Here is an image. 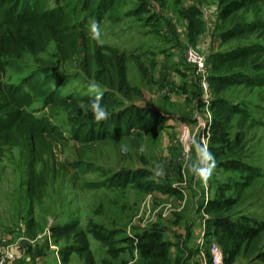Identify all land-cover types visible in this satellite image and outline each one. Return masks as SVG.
Instances as JSON below:
<instances>
[{
	"label": "rangeland",
	"instance_id": "374dc122",
	"mask_svg": "<svg viewBox=\"0 0 264 264\" xmlns=\"http://www.w3.org/2000/svg\"><path fill=\"white\" fill-rule=\"evenodd\" d=\"M107 1L91 0L93 13L88 17L85 30L92 44L116 47L125 52L129 49L128 53L132 57L127 64L128 81L142 94L134 95L130 100L135 105L147 106L157 111L162 121L155 124L151 129L153 131L147 132L148 134L141 132L138 135L133 132L129 136H123L120 130L115 140L82 141L89 128L93 129L97 125H102L105 119L97 120L91 109H88L84 113L86 117L80 119L79 125L74 127L70 120L72 114L69 111L51 108L43 103V99L35 100L29 111L35 117H47L61 133L62 138H57L58 141L54 142L51 153L44 155L36 165L37 173L44 176L46 184L41 198L31 199L28 195L27 158L20 148H5L0 159V247L17 245L22 249L25 258L19 259L22 260L21 264H83L77 255H72L69 262L65 261L64 255L70 254L74 243L56 239L55 230L75 219L81 221V229L84 230L88 224L103 214L104 205H110L112 202H115V205L118 204V199L114 198L118 196L116 192L118 187L115 188V186L119 182L122 184L123 178L129 180L132 176H136L135 182L148 179L149 172L145 168V162L149 158L152 162L157 160V149L163 144L162 132L178 126V118L173 114L175 111H172V106L165 104L166 100L154 93L153 53L141 47L142 44L138 39L142 34L154 32L153 28L159 23L155 15L149 11L154 9L152 4L160 1L161 6L173 10L176 2L173 0H111L108 7ZM228 1L243 2L248 5L247 10L238 13L234 19L242 17L244 23L252 20L264 21V0ZM60 4L61 1L53 0L47 5L48 9H52ZM98 5L101 6L100 9L96 8ZM97 16L101 17L98 21L101 35L94 39L89 33V26ZM84 17L85 14H79L75 20L81 22ZM210 24L211 22L205 23L207 30ZM215 26V34L222 28H228L227 23L222 24L218 21ZM248 42L264 44V38L234 39L225 45L220 44L219 49L229 50ZM137 47L139 49H134ZM203 56L206 59L209 57V55ZM14 63L5 76V80L13 85H18L24 78L37 72L40 80L44 82V87L57 91L61 97L85 98L104 92L101 84L84 75L82 55L72 60L62 61L54 43H50L44 53L34 57L26 54ZM139 65L147 70V77L142 75ZM196 78L197 81H201L199 73ZM93 82L97 84L95 93L89 87ZM205 91L200 87L199 93H202V97ZM114 95L124 104L129 101L121 94L114 93ZM219 97L238 104L242 110L241 115L235 118L231 129L228 130V141L239 139L241 150H238L236 154L237 163L230 164L236 171L221 173L219 170L217 175L210 176L217 180L233 182V184L244 183L248 182L246 178L250 173H238L236 168L242 165L256 168L260 173L259 177L252 179L235 210L233 219L243 215L257 222H264V89L236 86L224 91ZM210 99L208 95L207 100L210 101ZM206 111L200 106L198 120L184 122L194 124L198 129H202L199 123L207 125L209 122V126L212 119L211 111L209 121L205 117ZM108 112L117 115L118 120L121 109H110ZM79 127L82 131L75 136ZM197 134L198 142H201L203 133L198 130ZM206 144L209 145V140ZM93 212L98 214L95 213L94 217ZM114 232L113 242L109 247L88 236L97 264H132V262L134 264V259L139 256L134 241L121 230L116 229ZM259 248L261 252H264V235ZM108 249L117 250L119 258L114 260ZM27 256H30L29 259H26ZM237 264H248V261L238 258ZM256 264L263 263L259 261Z\"/></svg>",
	"mask_w": 264,
	"mask_h": 264
},
{
	"label": "trees",
	"instance_id": "16d2710c",
	"mask_svg": "<svg viewBox=\"0 0 264 264\" xmlns=\"http://www.w3.org/2000/svg\"><path fill=\"white\" fill-rule=\"evenodd\" d=\"M53 0H0V159L5 148H20L27 158L28 195L31 199L41 198L45 189V178L37 173L36 165L44 155L51 153L54 142L62 138L61 133L52 125L47 117H35L29 108L36 99L51 108H62L72 114L70 120L74 127L84 119L85 111L90 110L94 96L85 98L61 97L57 91L44 87L37 72L32 73L18 85L5 80L8 69L14 61L26 54L38 56L46 51L50 43H54L62 61L72 60L82 55V71L88 78H93L104 88L101 103L108 110L121 109L117 115L109 114L102 125L90 129L82 141L115 140L121 130L123 136L133 132L140 135L148 132L162 121L160 114L147 106L135 105L131 102L134 95H142L140 90L130 85L127 77V64L131 55L116 47L92 44L85 30L88 17L93 13L91 0H59L61 4L48 9ZM179 2L180 0H174ZM106 2V1H105ZM110 7L111 0H108ZM81 3V7L79 4ZM250 5H255L250 3ZM100 5L96 8L100 9ZM217 21L227 23L217 33L222 45L234 39L247 40L251 37L264 38V21L245 22L237 14L246 11L248 5L243 2L219 0ZM92 10V11H91ZM79 14H85L83 21H76ZM180 14L188 20L187 35L194 44L204 32L199 9L182 8ZM100 16L95 18L99 21ZM194 46V45H192ZM208 89L213 94L210 102L211 122L209 125L210 151L215 159V171L221 173L236 171L230 164L237 163V151L241 150L239 139L229 140L228 133L236 117L242 110L238 104L220 98V94L236 86L264 89V44L248 42L229 50H219L208 57ZM142 75L147 70L139 65ZM114 93L121 94L127 100L124 104ZM82 129L76 131L75 136ZM111 135V136H109ZM238 173H250L248 182L234 183L214 180L210 188L213 190L202 208L207 221L205 230L211 231L220 245L226 263L231 264L242 257L248 264L261 261L264 264V252L260 251V242L264 235V222H257L246 216L235 220V210L250 186L252 179L259 177L256 168L240 166ZM132 176L131 181H135ZM128 178H123L124 183ZM144 190H152L155 185L147 182ZM115 234L95 223L81 229L79 220H72L55 230V238L74 243L70 254L64 255L69 260L75 253L83 264H96L88 236L94 241L110 246ZM170 244L163 242L157 232L144 233L137 237V253L134 264H183L180 260L171 262L168 258ZM114 260L119 257L117 250L108 249Z\"/></svg>",
	"mask_w": 264,
	"mask_h": 264
},
{
	"label": "crops",
	"instance_id": "0c3cea01",
	"mask_svg": "<svg viewBox=\"0 0 264 264\" xmlns=\"http://www.w3.org/2000/svg\"><path fill=\"white\" fill-rule=\"evenodd\" d=\"M201 4H204L212 14L211 26L208 30L204 26V32L192 44L187 35L188 20L180 14V9L189 7L199 9ZM151 6L154 9H148L159 23L153 28L154 32L142 34L138 39L142 44L141 47L153 53L154 93L159 98H164L165 104L172 106V111H175L173 114L178 118V126L162 132L163 144L157 149V160L152 162L149 158L145 162L149 178L141 182H133L131 179L122 184L119 182L115 186L118 187L116 190L118 196L114 197L118 199V204L112 202L110 205H104L103 214L92 223L108 231L121 230L127 237V228L130 227L135 238V241L131 239L135 243V248L138 236L157 232L163 242L170 244L168 258L171 262L180 260L183 264H211L208 253L199 248L197 240L204 235L206 242H217L214 234L205 230L207 218L202 211L207 200L213 196L210 182L212 184L214 177L209 175L205 178L203 174L197 177L192 172V165L199 158L198 152L208 151L206 141L209 140V126L208 130L198 129L194 124H187L184 121L198 120L200 106L201 109L207 110L205 117L209 121L213 94L210 90L203 92V97L202 93H199L201 84L197 81L194 68L185 62V49L188 45H194L203 55L209 57L220 50L221 41L215 34L218 0H180L173 5V10L161 6L160 1ZM134 49L137 50L139 47ZM126 52L128 53L129 49ZM208 95L211 97L210 101L207 100ZM198 130L203 133L201 142H198ZM205 133L208 136L205 137ZM187 137L191 141L189 145L186 143ZM203 161L200 166L207 167L206 155L203 156ZM161 169L162 171L157 175V171ZM212 171L211 174L217 175L214 168ZM147 182L153 183L155 187L152 190L142 189ZM146 204H149L151 210L158 207H168V209L147 216ZM95 213L93 212L94 217ZM73 214L77 215L76 212ZM5 250H9L15 256L10 264H21L22 260L19 259L25 258L23 250L17 245L1 246L0 254ZM72 255L76 254L71 253L70 257ZM27 257L26 259H29L30 256ZM237 262L238 258L231 264ZM224 264H228L226 257Z\"/></svg>",
	"mask_w": 264,
	"mask_h": 264
},
{
	"label": "built area",
	"instance_id": "2783aa9c",
	"mask_svg": "<svg viewBox=\"0 0 264 264\" xmlns=\"http://www.w3.org/2000/svg\"><path fill=\"white\" fill-rule=\"evenodd\" d=\"M200 17L203 21L204 25L207 22L212 21V14L210 13V10L204 5L201 4L199 7ZM185 62L194 68L197 73L200 75V84L201 88L208 91V83H207V77H208V68L210 60L206 59L197 49V47L188 45L185 49ZM208 123L205 125L204 123H199L200 127L202 129L208 130ZM208 136V134H206ZM190 140L187 137L186 143L189 145ZM147 209V216L153 215L155 213L160 212L162 209L167 210L168 207H158L154 210H151L149 204H146ZM128 231V237L133 239L135 241L134 236L132 235L130 231V227L127 228ZM197 244L200 249L206 250L208 253V259L211 264H224L225 255L220 247V245L217 242H206L204 235H201L199 239L197 240ZM14 254H12L9 250H5L0 254V264H10V262L14 259Z\"/></svg>",
	"mask_w": 264,
	"mask_h": 264
},
{
	"label": "clouds",
	"instance_id": "9594fccd",
	"mask_svg": "<svg viewBox=\"0 0 264 264\" xmlns=\"http://www.w3.org/2000/svg\"><path fill=\"white\" fill-rule=\"evenodd\" d=\"M89 33L92 38L97 39L101 35L99 23L95 20H92L89 26ZM89 87L95 93V89L97 88V84L95 82L91 83ZM102 93H96L94 98L91 100V111L93 112L95 118L97 120L106 119L109 116V112L106 107L101 103ZM199 147V146H198ZM207 156L208 165L207 167H201L200 165L204 163L203 156ZM198 161L192 165V172L194 175L199 177L201 174L205 176V178L211 175L212 169L215 167V159L213 154L210 151H205L203 153L198 152ZM160 171H157V175L160 174Z\"/></svg>",
	"mask_w": 264,
	"mask_h": 264
}]
</instances>
